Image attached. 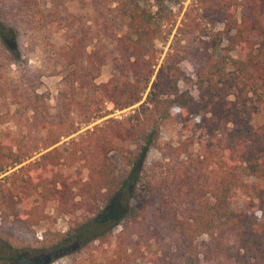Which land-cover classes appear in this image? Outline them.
Listing matches in <instances>:
<instances>
[{
  "label": "trees",
  "instance_id": "obj_1",
  "mask_svg": "<svg viewBox=\"0 0 264 264\" xmlns=\"http://www.w3.org/2000/svg\"><path fill=\"white\" fill-rule=\"evenodd\" d=\"M181 2L0 0V108L15 125L0 140L3 223L66 216L49 247L71 261L264 264V0H191L157 64ZM106 63L113 75L96 83ZM44 75L60 77L53 107L37 92ZM165 124L179 125L175 144L160 141Z\"/></svg>",
  "mask_w": 264,
  "mask_h": 264
},
{
  "label": "rangeland",
  "instance_id": "obj_2",
  "mask_svg": "<svg viewBox=\"0 0 264 264\" xmlns=\"http://www.w3.org/2000/svg\"><path fill=\"white\" fill-rule=\"evenodd\" d=\"M142 1L146 5H151L152 0H139ZM191 0H183L179 5L169 6L175 23L173 25V29L171 34L168 36L165 42L160 40L154 41L155 48L160 51L159 58L157 64L162 60L167 47L169 45L170 40L172 39V35L180 26V21L185 11L186 7L190 3ZM221 28L220 25L216 26V29L219 30ZM39 54L36 51L27 59V64L34 68H39L40 63L38 60ZM157 68V67H156ZM179 68L183 71L184 75L189 79L193 78V73L195 70V65L190 61H182L179 63ZM16 68L11 65L9 67L8 76L15 77L16 76ZM113 75L112 67L110 63H106L101 67L99 75L95 80L96 83L105 82ZM60 77L58 75L53 76H41L40 78V86L37 90L38 93H44L47 98V103L50 107L54 105V98L56 95L57 88L59 87ZM178 87L180 90L186 89L192 96L195 97L196 92L191 84V82L187 81L185 83L179 82ZM136 105L130 107L133 108ZM124 109L122 111H114V113L109 114L107 117H117L127 114L129 109ZM107 109H111L110 105H107ZM106 117V118H107ZM96 121L95 123H98ZM15 125L13 121V108L12 107H3L0 108V140H5L9 137L10 133L14 131ZM181 136V130L179 125L176 124H165L162 126L160 130V141L161 142H175L178 141V138ZM66 139H62L60 141L64 142ZM157 153L155 150H151L148 154V160L156 158ZM110 160L113 165L116 167L117 171L123 172L125 169L123 167L121 158L117 153L110 154ZM17 168V167H15ZM11 171V170H10ZM3 175H0V178ZM132 205L136 204V201L131 202ZM49 219L45 221H40L36 226L31 227L30 229H19L12 223V219H8V222L3 223L2 214L0 211V247L5 246L8 243L12 248L17 249L21 253H25L29 256L27 259H23L19 262H9V261H0V264H102V258L97 253L93 252L90 255H85L84 257L75 256L71 261L66 257L60 250L52 253L50 249H52L50 244L55 242L56 238L60 235H63L65 231L68 229L69 219L66 216L58 214L53 210H49ZM113 238L110 240V243L104 245L106 249V253L110 252L113 247ZM50 254L49 256L38 257L41 254ZM1 254V253H0ZM34 255V256H33ZM38 257V258H32Z\"/></svg>",
  "mask_w": 264,
  "mask_h": 264
}]
</instances>
